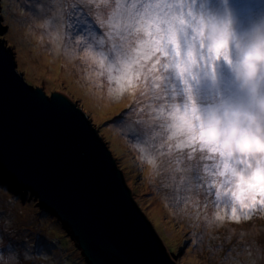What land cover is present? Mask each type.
<instances>
[{
    "label": "snow or ice",
    "instance_id": "snow-or-ice-1",
    "mask_svg": "<svg viewBox=\"0 0 264 264\" xmlns=\"http://www.w3.org/2000/svg\"><path fill=\"white\" fill-rule=\"evenodd\" d=\"M244 8L46 0L37 12L49 42L69 50L97 87L137 94L133 147L172 201L230 210L236 221L264 212V14L249 30Z\"/></svg>",
    "mask_w": 264,
    "mask_h": 264
},
{
    "label": "rangeland",
    "instance_id": "rangeland-1",
    "mask_svg": "<svg viewBox=\"0 0 264 264\" xmlns=\"http://www.w3.org/2000/svg\"><path fill=\"white\" fill-rule=\"evenodd\" d=\"M45 2L14 0V8L27 6V11L25 15L15 13L20 17L18 21L13 13L12 16L8 14V19H12L10 25L3 19L10 32L0 39L11 42L8 44L16 54L19 70L30 84L43 87L49 95L64 93L100 129L123 170L135 201L153 224L168 253L175 255V263L264 264V255L254 260L264 249V238L259 240L263 247L252 239L258 230L240 231L231 226V232L226 231L228 228L218 232L223 221L215 220L217 212L221 215L227 212L229 216L230 210H215L210 205V214L204 215L202 203L200 210L189 211L183 204L177 206L172 201L162 178L139 158V152L133 147L136 141L131 129L140 118L137 94H109L107 85L97 87L95 78L85 74L69 50L51 44L47 30L39 27L42 20L37 16L39 6ZM238 2L245 6L246 15L259 17L264 14V0ZM0 4L5 13L13 8L10 0H1ZM261 225L264 226V222ZM224 235H227V247L221 242ZM234 247L240 248L232 251ZM84 259L61 222L41 207L30 190L15 189L12 183L0 177V264H86Z\"/></svg>",
    "mask_w": 264,
    "mask_h": 264
},
{
    "label": "water",
    "instance_id": "water-1",
    "mask_svg": "<svg viewBox=\"0 0 264 264\" xmlns=\"http://www.w3.org/2000/svg\"><path fill=\"white\" fill-rule=\"evenodd\" d=\"M7 30L0 6V36ZM0 177L15 189L30 190L89 264H176L135 201L100 129L64 93L49 95L30 84L4 39Z\"/></svg>",
    "mask_w": 264,
    "mask_h": 264
},
{
    "label": "trees",
    "instance_id": "trees-1",
    "mask_svg": "<svg viewBox=\"0 0 264 264\" xmlns=\"http://www.w3.org/2000/svg\"><path fill=\"white\" fill-rule=\"evenodd\" d=\"M10 4L12 5L13 8L12 9H7L6 13L4 12V10L2 8L3 16L6 19V21H9L8 22L9 25L11 24L12 19L11 20L8 19V14L10 16H12V13H13L14 18L16 17V21H18L20 17H17V15L15 13L18 12V13H22L23 15H25V11H27V6H24V7L19 6V7L14 8V0H10ZM1 7H2V5H1ZM6 16H7V18H6ZM8 32H10V30ZM8 43H11V42L8 41ZM237 215H240V212H237ZM261 217H264V216H260V217H258V219L261 218ZM258 219L256 218V215H254L252 217H249L247 219H245L242 216H240V219L238 221H236V220H232L230 218V215H229V216H226L224 220H222L223 224H221L219 227H222V229L228 228V229H226V231H229V232H231L230 229H229L231 226H236L242 231H244V230L248 231V230L251 229V227H253V225L255 223V220H258ZM260 231L264 232V226L261 227ZM226 239H227V235L222 236L221 242L223 241L222 242L223 245H226V247H227ZM252 239L257 244L259 243L260 239H256V234L252 237ZM217 246L223 247L222 245H219V244ZM235 249H239V248L234 247V249L232 251H234ZM258 256L261 258L263 256V254H260V251H259L258 254H257V257H255L254 260L258 259ZM84 261L86 262V264H89L85 259H84Z\"/></svg>",
    "mask_w": 264,
    "mask_h": 264
},
{
    "label": "bare ground",
    "instance_id": "bare-ground-1",
    "mask_svg": "<svg viewBox=\"0 0 264 264\" xmlns=\"http://www.w3.org/2000/svg\"><path fill=\"white\" fill-rule=\"evenodd\" d=\"M203 199H201V201H202ZM187 208L188 209H190L189 211H191V209L192 210H195V209H199L200 210V206H199V208H193L192 206H187ZM186 209V208H185ZM187 210V209H186ZM215 210H217V209H215ZM210 211V208L208 207V208H204V206H203V204H202V207H201V213H203L204 215H209L208 214V212ZM219 212V211H218ZM260 216H264V212H260L258 215H256V218L258 219V217H260ZM264 222V217H261V218H259L258 220H255V223H254V225H253V227H251V231H255V230H253V229H256V230H258V233L256 234V239H261V238H264V232L263 231H260L261 230V227H262V225H261V223H263ZM220 230H222V227H220L219 229H218V232H220ZM240 231H242V230H240ZM212 233V232H211ZM213 234V233H212ZM216 235V234H215ZM238 238H240L241 239V236H239ZM239 239V240H240ZM244 245V243L243 244H240V247L241 246H243ZM258 245L259 246H261V247H263V245L262 244H260V243H258ZM240 247H238V248H240ZM264 248V247H263ZM260 253L261 254H263L264 255V249H262V250H260Z\"/></svg>",
    "mask_w": 264,
    "mask_h": 264
},
{
    "label": "clouds",
    "instance_id": "clouds-1",
    "mask_svg": "<svg viewBox=\"0 0 264 264\" xmlns=\"http://www.w3.org/2000/svg\"><path fill=\"white\" fill-rule=\"evenodd\" d=\"M0 2H1V0H0ZM28 4V3H27ZM0 6H1V4H0ZM1 13H2V17H3V19H5L4 18V16H3V12H2V7H1ZM260 23H261V17L259 16V17H253L252 18V20H251V22H250V24H249V30H251V28H253V27H258L259 25H260ZM4 24V23H3ZM6 26V25H5ZM7 28H8V26H7ZM8 33V30H7V32H6V34ZM6 34H4V35H6ZM3 35V36H4ZM1 39H4V40H6L5 38H1ZM6 42H7V40H6ZM7 45L8 46H10L8 43H7ZM10 47H12V46H10ZM13 48V47H12ZM26 77V76H25Z\"/></svg>",
    "mask_w": 264,
    "mask_h": 264
}]
</instances>
